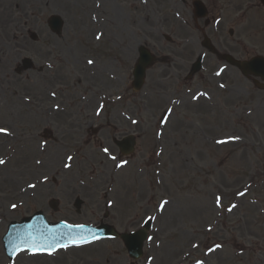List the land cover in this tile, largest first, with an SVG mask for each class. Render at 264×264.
Returning a JSON list of instances; mask_svg holds the SVG:
<instances>
[{
  "label": "rangeland",
  "instance_id": "374dc122",
  "mask_svg": "<svg viewBox=\"0 0 264 264\" xmlns=\"http://www.w3.org/2000/svg\"><path fill=\"white\" fill-rule=\"evenodd\" d=\"M233 1L239 11L231 18L224 7L223 24L238 20L239 54H249L252 28L259 24L253 23L260 19L264 25V8L252 7V0ZM182 2L0 0V36L1 31L16 33L22 43L19 53L13 45L4 58L0 54V128L8 129L0 134V158L6 161L0 165L2 264L131 261L117 238L59 249L53 256L21 251L9 259L2 246L8 224L38 211L49 222L110 224L119 232L136 230L144 219L154 218L143 256L134 264H264V217L257 211L260 205L264 213V104L254 108L253 88L236 70L218 71L216 78L225 84L220 91L208 76L221 63L213 59L204 62L194 79H184L192 51L202 49L197 43L201 36L189 22V0ZM5 13H12V19ZM52 14L64 21L60 35L46 25ZM140 45L156 61L136 93L130 82ZM23 58L32 67L17 74ZM201 84L215 86L214 105L194 102ZM54 106L60 112H50ZM96 109H101L99 116ZM163 113L167 122L157 127ZM87 127L101 130L91 134ZM117 129L138 137L125 169L114 168L122 156L116 155L109 136ZM221 140L228 142L217 143ZM101 143L114 146L115 160L98 150ZM14 180L17 186H37L19 198L21 204L7 189ZM52 200H57L56 209ZM79 201L78 210L74 205ZM163 201L168 203L161 210ZM12 204L18 207L12 209Z\"/></svg>",
  "mask_w": 264,
  "mask_h": 264
},
{
  "label": "water",
  "instance_id": "95a60500",
  "mask_svg": "<svg viewBox=\"0 0 264 264\" xmlns=\"http://www.w3.org/2000/svg\"><path fill=\"white\" fill-rule=\"evenodd\" d=\"M55 25L54 28H58L59 21L53 20ZM140 62L136 65L134 70V88L138 89L143 81V75H144V68L146 65L149 64L150 58L148 53L141 50L140 52ZM241 69L244 73H246L247 63L241 64ZM130 147L131 142L128 141ZM62 223L58 224H47L45 223V220L43 216L40 213L35 214L30 219H25L21 224L17 223H11L8 229V233L4 237V241L6 246H17L20 245L23 247V244L27 241H29L30 236L35 238H42L44 236H50L51 233H48L45 231L47 228H58ZM29 226H32L31 228ZM149 226V223L145 225V228ZM68 233L67 230L59 228V230L55 233L58 239L62 240V237H64V234ZM95 235L97 238L99 237H107L108 235H114V231L112 228H109L107 226H100L97 229H91L88 228L83 233H73L71 236H77V237H83L85 239H92V235ZM70 237V235H69ZM121 238L125 242V245L128 249V252L130 255L134 257H138L141 254V246L143 243V240L145 239V232L143 230H140L136 233L131 234H122Z\"/></svg>",
  "mask_w": 264,
  "mask_h": 264
},
{
  "label": "snow or ice",
  "instance_id": "6c2138e0",
  "mask_svg": "<svg viewBox=\"0 0 264 264\" xmlns=\"http://www.w3.org/2000/svg\"><path fill=\"white\" fill-rule=\"evenodd\" d=\"M97 38H99V37H97ZM87 63L93 64L94 61L88 60ZM221 71H223V69H221ZM216 75H220V72H217ZM220 87L224 88L225 85L221 84ZM201 95L206 96L207 93H201V94H198L197 96H193V99H198L199 96H201ZM167 112L169 114H171L172 110L168 109ZM97 114H99V111ZM165 122H167V121H165ZM0 133L8 134V129L0 128ZM158 135H162V133H158ZM229 139L239 140L240 138L239 137H230ZM226 142H228V141H226V140L217 141V143H221V144L226 143ZM103 151L107 154L109 152V149L104 148ZM111 158L113 160H115V157H111ZM67 159L72 160L73 157L69 156ZM5 163H6V161L3 158H0V165H4ZM37 163L39 164L40 161H37ZM124 163H126V162H122L120 164H117L116 167H123ZM65 167H70V165L65 164ZM44 179L47 180V177H45ZM28 187L35 189L36 185L35 184H29ZM244 194L245 193H243V192L239 193V195H241V196H243ZM167 203H168L167 201H163L160 205V209L163 210ZM216 203H217V206L219 207L220 203H221V198L219 196L216 198ZM11 207H12V209H16L18 207V205L12 204ZM235 207H236V205L233 204L229 207L228 210L232 211ZM150 219H154V218H150ZM29 227L31 228L32 226H29ZM59 228L67 230V232L70 234V239H68L67 241H62L61 239H58L57 236L55 235V233L59 230ZM86 230H88V226L85 224H70L67 221H64V222H62V224L60 226H58V228H47V229H45L46 232L51 233L52 235L44 236L42 238H35V237L30 236L29 241L25 242L23 244V247H21L20 245L15 246L14 252L25 250V251H28L29 253L33 254V255L46 254L49 256H53V255H55V253L59 249H67L70 246H79V245H82L84 243L90 242L83 237L71 236L72 233H83ZM95 239H97V237L93 234L92 240H95ZM149 239H151V237ZM193 247H197V245H193ZM216 247L220 248L222 246L217 245ZM196 264H203V261H197Z\"/></svg>",
  "mask_w": 264,
  "mask_h": 264
},
{
  "label": "bare ground",
  "instance_id": "6f19581e",
  "mask_svg": "<svg viewBox=\"0 0 264 264\" xmlns=\"http://www.w3.org/2000/svg\"><path fill=\"white\" fill-rule=\"evenodd\" d=\"M97 16L100 17L101 14H97ZM5 18L8 20L12 19V13H5ZM1 34H2L0 36V42H1L0 54L2 55L1 58H4V56L6 55L7 51H5V50L11 51V47L13 45H14L13 51H15V49H19V51L17 53H19L21 51L20 49L22 47V43L18 41L19 36L16 33H12L9 31H1ZM1 45H3V46H1ZM13 55H15V53ZM0 134H2V133H0ZM14 174H15V172H14ZM17 185H18L17 181L14 180L13 182H11V186H8L7 189L8 188L12 189L11 199L13 200L17 196L18 199L15 202L21 204L22 201L19 198L22 197V195H25V193L29 189V187H28V184L25 186H17ZM36 188H37V186H36ZM36 188L35 189L32 188V189L36 190ZM7 189H5V190H7ZM33 201H36V196L33 198ZM2 259H3V257L0 253V264H2Z\"/></svg>",
  "mask_w": 264,
  "mask_h": 264
},
{
  "label": "flooded vegetation",
  "instance_id": "af4514ba",
  "mask_svg": "<svg viewBox=\"0 0 264 264\" xmlns=\"http://www.w3.org/2000/svg\"><path fill=\"white\" fill-rule=\"evenodd\" d=\"M205 24L206 26L209 25L208 22H205ZM259 40L258 41L254 40V43L251 44V54L249 58H253L257 56H262L264 58V38L262 39L263 40L262 43H260ZM217 48H218L217 51H214V54H213L214 56H217V57L225 53H228L231 55V54L238 52V47L233 42L232 43L223 42V44L218 43ZM250 81L255 88V93L257 96H259L261 92H264V90H262L264 89V82H261L259 79H256L255 77H250Z\"/></svg>",
  "mask_w": 264,
  "mask_h": 264
}]
</instances>
